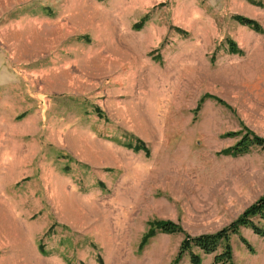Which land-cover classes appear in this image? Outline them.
Here are the masks:
<instances>
[{"label": "rangeland", "instance_id": "1", "mask_svg": "<svg viewBox=\"0 0 264 264\" xmlns=\"http://www.w3.org/2000/svg\"><path fill=\"white\" fill-rule=\"evenodd\" d=\"M243 126L264 137V0H0V264H169L181 232L138 248L148 220L212 231L264 191V148L217 153Z\"/></svg>", "mask_w": 264, "mask_h": 264}, {"label": "trees", "instance_id": "2", "mask_svg": "<svg viewBox=\"0 0 264 264\" xmlns=\"http://www.w3.org/2000/svg\"><path fill=\"white\" fill-rule=\"evenodd\" d=\"M231 18L240 24L247 25L255 31H261V25L249 16L240 13H232ZM145 19L146 14L142 15L139 20L132 24L133 28H140ZM225 41L226 48L229 52H241V49L231 38H227ZM206 98H211L214 101L227 106L225 101L217 95L204 92L199 96L194 108H198L200 103ZM95 110L98 115H102V112L98 107H95ZM242 128V132H240V130L225 131L222 135L240 133V136L233 144L219 149L217 153L238 155L247 152L252 145H258L264 148V137L256 134L245 126ZM121 144L130 147L134 151L142 150L145 155L149 152L145 142L138 137H133V141H122ZM147 224L148 227L139 239L137 245L138 248L142 247L148 238L155 232H181V238L169 264H178L182 256H187V259L191 264H201L200 254L211 252H214L212 255L213 262H219L220 264H234L231 255V235L238 234L239 241L248 251L252 252L253 249L247 239L239 234V228L242 226L248 227L257 235L261 236L264 234V191L256 196L251 202L246 204L228 222L212 231L191 234L186 231L179 222L168 218H152L147 221ZM39 248L42 250L41 245H39ZM217 248H219V250L215 252Z\"/></svg>", "mask_w": 264, "mask_h": 264}]
</instances>
